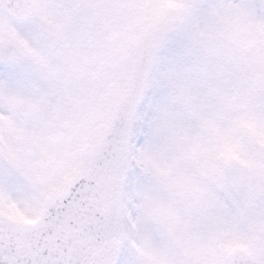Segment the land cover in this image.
I'll return each instance as SVG.
<instances>
[{"label": "snow or ice", "instance_id": "1", "mask_svg": "<svg viewBox=\"0 0 264 264\" xmlns=\"http://www.w3.org/2000/svg\"><path fill=\"white\" fill-rule=\"evenodd\" d=\"M0 264H264V0H0Z\"/></svg>", "mask_w": 264, "mask_h": 264}]
</instances>
